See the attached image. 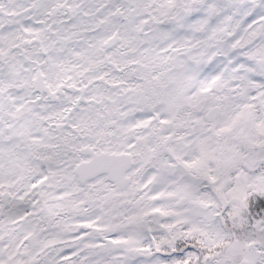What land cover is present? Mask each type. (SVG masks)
<instances>
[{
  "label": "snow or ice",
  "instance_id": "1",
  "mask_svg": "<svg viewBox=\"0 0 264 264\" xmlns=\"http://www.w3.org/2000/svg\"><path fill=\"white\" fill-rule=\"evenodd\" d=\"M0 264H264V0H0Z\"/></svg>",
  "mask_w": 264,
  "mask_h": 264
}]
</instances>
